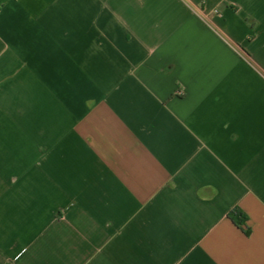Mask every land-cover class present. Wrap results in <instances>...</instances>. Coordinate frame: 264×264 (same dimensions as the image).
I'll return each mask as SVG.
<instances>
[{"label": "crops", "instance_id": "1", "mask_svg": "<svg viewBox=\"0 0 264 264\" xmlns=\"http://www.w3.org/2000/svg\"><path fill=\"white\" fill-rule=\"evenodd\" d=\"M0 264H264V0H0Z\"/></svg>", "mask_w": 264, "mask_h": 264}, {"label": "trees", "instance_id": "2", "mask_svg": "<svg viewBox=\"0 0 264 264\" xmlns=\"http://www.w3.org/2000/svg\"><path fill=\"white\" fill-rule=\"evenodd\" d=\"M228 217L235 222L236 225L242 226L245 224L247 219L246 215L241 211V209L234 207L228 211ZM245 233H249V229L245 228Z\"/></svg>", "mask_w": 264, "mask_h": 264}]
</instances>
